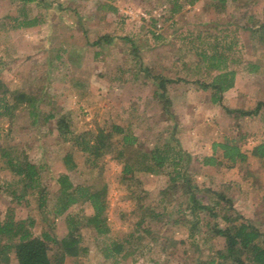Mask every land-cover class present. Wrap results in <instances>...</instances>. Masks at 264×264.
<instances>
[{
  "label": "rangeland",
  "instance_id": "rangeland-1",
  "mask_svg": "<svg viewBox=\"0 0 264 264\" xmlns=\"http://www.w3.org/2000/svg\"><path fill=\"white\" fill-rule=\"evenodd\" d=\"M97 1L42 0L41 3H31L25 6L28 16H37L42 21L33 27L14 28V17L19 15L18 3L13 0H0V57L5 62V67L0 71V79L11 91L10 101L20 102L12 119L0 117V146L17 145L18 148L25 149L34 162L43 166L44 182L49 191L57 188L55 178L61 172L67 171L62 162L66 151L73 153L78 164L74 171H67L75 184L96 188L106 185L110 204L116 205L121 211L116 214L110 210V240L103 237L96 240L92 229H82L84 242L89 249L87 264H153L154 260L159 261V264H198L204 260L206 251L222 247V238L212 237L204 245L201 244L202 250L193 246L187 252L185 248L188 242H177L183 235L179 234L180 228L174 227L172 230H175L173 236L176 240L173 246L176 247L171 249L172 255L161 253L157 243L139 261H132L134 256L123 257L127 245L122 237L138 218L134 195L142 192V189L148 192L142 199V209L157 210L155 204L163 207L168 198L162 199L161 191L167 184V178L163 175L137 174L136 179L140 183L124 179L121 174L123 160L116 157L119 144H115L111 151L95 162L87 160L69 141L59 135L55 124L56 117L38 125H30V117L21 102L29 90L44 88L47 92L42 103L45 112L56 107L57 116L66 114L72 131L88 129L97 132L99 129L108 130L112 124L127 128L130 123L133 133L146 138L148 147H151L159 135L165 138L169 121L159 113L148 112V116L141 117L144 110L153 108H148L153 85L139 89L132 81L122 83L125 78L122 71L134 59L130 52V42L136 43L145 66L152 72L174 77L181 74L178 61L181 51L180 43L172 33L177 35L193 26H221L230 20L243 25L245 18L238 17L241 9L237 12L233 4H228L222 11H216L211 0H198L191 5L184 3L183 8L171 18L166 12L169 7L168 0H112L118 9L117 13H107L103 17L102 12L94 13ZM261 2L258 4L259 18L264 20V0ZM151 17L156 19L155 26L150 23ZM150 30L160 34L161 38H154ZM103 34L115 36L116 39L111 44L102 43L100 46L91 43ZM126 38L131 41L125 40ZM239 42L244 44L243 62L234 66L235 83L223 94L222 105L205 102L203 95L206 93L193 85L183 88L179 84L170 86L172 111L179 125L176 136L190 140L193 158H196L190 166L195 174L194 182L202 190L210 185L218 190L220 183L229 184L236 209L264 231V161H258L250 155L252 147L264 141V120L258 116L245 117L241 120V129L236 128L235 119L223 108L227 106L249 109L258 100L264 101L263 43L260 38L252 40L247 30L239 32ZM60 47L67 50L63 53L66 63L52 71L50 52L53 50L56 56L57 48ZM181 55L184 56L183 53ZM48 99L53 100L50 105L46 104ZM241 130L249 132L248 141L241 146L248 153L247 160L224 171L217 165L200 164L203 156L212 153L213 141ZM113 139H117V136ZM124 152L128 154L126 150ZM14 179L8 170L0 171V215L6 205H9L11 197V187L5 185ZM17 189L18 193L22 192L19 187ZM27 197L35 206V199L28 194ZM173 204L171 202L170 207ZM12 206L17 219L28 215L37 219L39 216L35 207L29 208L24 202L14 201ZM79 206L80 213H92L88 203ZM75 210L76 208H70V211ZM39 225L40 223L36 230ZM56 225V235L63 236L66 231L64 216L56 220ZM151 225L155 229L160 228L157 222ZM169 228L171 227L161 231V234L166 235L172 231ZM109 241L113 242L112 249L116 255L114 263L112 259H106L100 250L102 245L109 246ZM168 256L171 257L170 261L165 259ZM10 264L17 263L12 260Z\"/></svg>",
  "mask_w": 264,
  "mask_h": 264
},
{
  "label": "trees",
  "instance_id": "trees-1",
  "mask_svg": "<svg viewBox=\"0 0 264 264\" xmlns=\"http://www.w3.org/2000/svg\"><path fill=\"white\" fill-rule=\"evenodd\" d=\"M13 1L18 3L17 8H19V15L14 17L16 23L14 28L33 27L42 21L37 16L29 17L25 10L28 4L41 3L42 0ZM196 1L198 0H168L169 7L166 12L171 18L183 8L184 3L191 5ZM211 1L216 11H222L228 4H233L237 12L241 9L238 17L245 18V22L239 25L230 20L225 21L221 26L216 24L203 28L193 26L192 29L187 27L177 35L172 33L180 43L179 49L184 55L179 54L178 57L181 74L167 77L161 72H152L145 66L136 43L129 38L125 39L131 41L130 52L134 59L131 65L126 66L125 71L121 70L122 76L123 74L125 76L122 83L132 81L139 89L149 84L153 85L148 107L153 108L149 111L144 110L141 117L148 116V112L159 113L169 121L165 138L159 135L156 143L151 147H148L146 138L133 133L130 123L127 128L112 124L108 130L99 129L97 132L88 129L72 131L66 114L57 116L56 107L45 112L42 103L46 99L47 92L44 88L29 90L24 95V101L21 102L30 117V125H38L56 117L55 124L59 135L69 141L87 160L95 162L111 151L115 144L116 146L119 144L116 157L123 160L121 174L124 179L138 181L137 174L163 175L167 178V184L161 191L162 199L168 198L163 207L155 204L157 210L142 209V199L148 192L142 189V192L134 195L138 218L128 233L122 237V241L127 245L123 257L134 256L132 261L145 258L151 252V246L157 243L160 245L161 253L172 255L171 249L176 247L173 246L176 238L173 236L175 230L172 228L176 227L181 229L179 234L183 235L177 242L181 244L187 241L188 245L185 248L187 252H190L193 246L202 250L201 244L204 245L212 237L222 238V247L206 251L204 260L198 264H264V231L236 209L230 192L232 187L229 184L220 183L218 190L212 188L213 185L202 190L194 182L195 174L190 170V166L196 158H193L191 142L189 139L184 140L176 136L179 125L172 111L170 86L180 84L184 88L193 85L206 93L205 96L203 95L205 102L222 105L223 94L235 83L234 66L243 62L244 44L239 42V32L247 30L252 40L260 38L264 46V20L259 18L258 6L263 0ZM117 11L112 0H98L94 13L102 12L105 17L107 13L115 14ZM150 23L155 26L156 19L151 17ZM149 32L154 38H161L160 34L152 30ZM115 39V36L103 34L91 43L100 46L102 43L111 44ZM57 49L56 56L53 50L50 52L52 71L66 63L63 53L67 50L62 47ZM1 58L0 71L5 67V62ZM10 97L11 91L0 79V117L12 119L15 108L19 106L20 102H11ZM52 102L53 100L48 99L46 104L50 105ZM223 108L235 119L236 128L241 129L240 123L245 117L258 116L264 120L262 100H258L249 109L227 106ZM114 136H117V139L112 140ZM248 139V131L241 130L236 134L225 135L221 140L212 142V153L203 156L199 162L204 166L217 165L222 171L244 162L248 159V153L243 151L241 146ZM24 150L17 145L0 146V171L8 170L15 178L5 185L11 187L9 190L11 197L9 205H6L0 215V264H10L12 260L17 264H67V261L68 264H87L89 249L84 242L82 229H92L96 240L99 237L110 240L112 239L108 225L110 210L116 214L121 210L116 205L110 204L105 184L96 188L75 184L71 180L68 172L74 171L78 166L71 151H66L62 157L63 165L68 172H61L55 178L57 188L49 191L44 182L43 166L34 162ZM125 150L128 154H125ZM250 155L258 161H264V141L255 144ZM18 187L22 190L21 193H18ZM27 194L35 199V206L32 205ZM14 201L24 202L29 208L35 207L38 218L28 215L17 219L12 206ZM171 202H174L172 207H170ZM84 203L91 206V214L84 215L79 212V205ZM71 207L76 210L70 211ZM61 216H64L66 231L63 236L58 237L55 233L56 220ZM153 222H157L160 228H153L151 225ZM39 223V229L36 230ZM167 227H171L169 229L172 231L166 235L161 234V231ZM112 244L113 242L109 241V246L102 245L100 250L106 259H112L114 263L116 255ZM165 259L170 261L171 257ZM153 264H159V261L154 260Z\"/></svg>",
  "mask_w": 264,
  "mask_h": 264
}]
</instances>
